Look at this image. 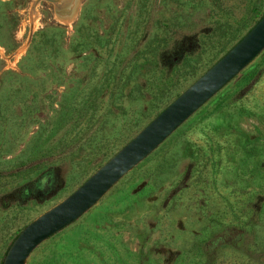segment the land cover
I'll return each instance as SVG.
<instances>
[{"label":"rangeland","instance_id":"obj_1","mask_svg":"<svg viewBox=\"0 0 264 264\" xmlns=\"http://www.w3.org/2000/svg\"><path fill=\"white\" fill-rule=\"evenodd\" d=\"M263 10L264 0H0V261L25 223ZM54 253L57 264H264V47L24 264Z\"/></svg>","mask_w":264,"mask_h":264},{"label":"water","instance_id":"obj_2","mask_svg":"<svg viewBox=\"0 0 264 264\" xmlns=\"http://www.w3.org/2000/svg\"><path fill=\"white\" fill-rule=\"evenodd\" d=\"M58 12L60 8L56 9ZM69 11V10H68ZM264 47V11L215 61L60 200L25 223L0 264H24L32 249L78 218Z\"/></svg>","mask_w":264,"mask_h":264},{"label":"trees","instance_id":"obj_3","mask_svg":"<svg viewBox=\"0 0 264 264\" xmlns=\"http://www.w3.org/2000/svg\"><path fill=\"white\" fill-rule=\"evenodd\" d=\"M263 11H264V10H263ZM263 11H262V12H263ZM262 12H261V13H262ZM261 13H260V15H261ZM260 15H259V16H260ZM259 16H258V17H259ZM258 17H257V18H258ZM257 18H256V19H257ZM254 22H255V20H254ZM254 22H253V23H254ZM253 23H252V24H253ZM252 24H251V25H252ZM251 25H250V26H251ZM250 26H249V27H250ZM249 27H248V28H249ZM248 28H247V29H248ZM247 29H246V30H247ZM246 30H245V31H246ZM245 31H244V32H245ZM44 34H45V36H46V33H44ZM43 36H44V35H43ZM240 36H241V35H240ZM240 36H238V37L235 39V41H236ZM235 41H234V42H235ZM41 42L44 43V42H45V39H42V38H41ZM234 42H233V43H234ZM233 43H232V44H233ZM232 44H231V45H232ZM226 49H227V48H226ZM226 49H225V50H226ZM225 50H224V51H225ZM224 51H223V52H224ZM223 52H222V53H223ZM220 55H221V54H220ZM26 57H27V59H30L31 56L27 54ZM218 57H219V56H218ZM43 61H44L43 59L39 60V62H43ZM44 62H45V61H44ZM44 62H43V63H44ZM27 83H28V84H27ZM27 83L21 85V84H22V81L20 80L19 82L16 83V86H15V87H33V86H34V87H40V86L38 85V83L34 84L35 82H32V80H31V82H27ZM20 85H21V86H20ZM246 87H247V86H246ZM87 106L89 107L90 105L80 106V107L77 109V111H75V114L73 113L74 115H76L75 118L79 117L80 112H83L84 110H86ZM59 260H60V259H59V255L54 253V254H51V255L47 256V257L43 260L42 264H57V262H58Z\"/></svg>","mask_w":264,"mask_h":264},{"label":"bare ground","instance_id":"obj_4","mask_svg":"<svg viewBox=\"0 0 264 264\" xmlns=\"http://www.w3.org/2000/svg\"><path fill=\"white\" fill-rule=\"evenodd\" d=\"M71 15H72V13H70V17H71ZM60 17L61 18H69V17H67V15H65V16L64 15H60Z\"/></svg>","mask_w":264,"mask_h":264}]
</instances>
